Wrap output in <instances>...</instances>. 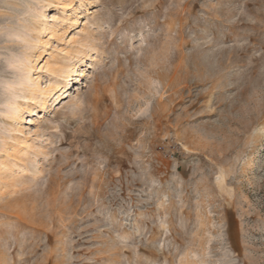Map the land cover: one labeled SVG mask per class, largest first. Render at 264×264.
<instances>
[{"label":"rangeland","instance_id":"rangeland-1","mask_svg":"<svg viewBox=\"0 0 264 264\" xmlns=\"http://www.w3.org/2000/svg\"><path fill=\"white\" fill-rule=\"evenodd\" d=\"M0 264H264V0H0Z\"/></svg>","mask_w":264,"mask_h":264},{"label":"bare ground","instance_id":"bare-ground-1","mask_svg":"<svg viewBox=\"0 0 264 264\" xmlns=\"http://www.w3.org/2000/svg\"><path fill=\"white\" fill-rule=\"evenodd\" d=\"M31 78H32V76L30 75V76H28L27 80L29 81V80H31ZM39 89H40L39 87L32 88V90H31L32 94L34 95L37 92H39Z\"/></svg>","mask_w":264,"mask_h":264}]
</instances>
